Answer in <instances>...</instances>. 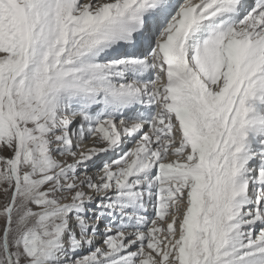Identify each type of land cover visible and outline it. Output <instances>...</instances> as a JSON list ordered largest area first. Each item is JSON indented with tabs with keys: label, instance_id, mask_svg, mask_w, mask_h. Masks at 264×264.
Instances as JSON below:
<instances>
[{
	"label": "snow or ice",
	"instance_id": "obj_1",
	"mask_svg": "<svg viewBox=\"0 0 264 264\" xmlns=\"http://www.w3.org/2000/svg\"><path fill=\"white\" fill-rule=\"evenodd\" d=\"M0 264H264V0H0Z\"/></svg>",
	"mask_w": 264,
	"mask_h": 264
}]
</instances>
